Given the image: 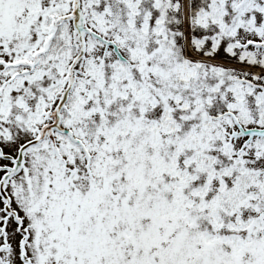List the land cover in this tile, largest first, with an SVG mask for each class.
I'll return each instance as SVG.
<instances>
[{"label": "snow or ice", "instance_id": "obj_1", "mask_svg": "<svg viewBox=\"0 0 264 264\" xmlns=\"http://www.w3.org/2000/svg\"><path fill=\"white\" fill-rule=\"evenodd\" d=\"M0 264H264V0H0Z\"/></svg>", "mask_w": 264, "mask_h": 264}]
</instances>
